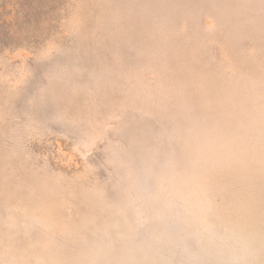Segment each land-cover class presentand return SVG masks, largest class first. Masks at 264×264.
<instances>
[{"label":"rangeland","instance_id":"1","mask_svg":"<svg viewBox=\"0 0 264 264\" xmlns=\"http://www.w3.org/2000/svg\"><path fill=\"white\" fill-rule=\"evenodd\" d=\"M0 264H264V0H0Z\"/></svg>","mask_w":264,"mask_h":264}]
</instances>
